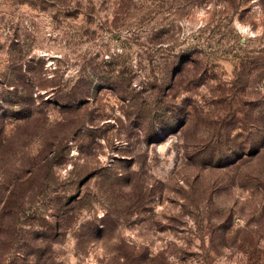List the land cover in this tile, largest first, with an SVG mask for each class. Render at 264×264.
I'll return each instance as SVG.
<instances>
[{"label": "rangeland", "instance_id": "rangeland-1", "mask_svg": "<svg viewBox=\"0 0 264 264\" xmlns=\"http://www.w3.org/2000/svg\"><path fill=\"white\" fill-rule=\"evenodd\" d=\"M0 264H264V0H0Z\"/></svg>", "mask_w": 264, "mask_h": 264}]
</instances>
